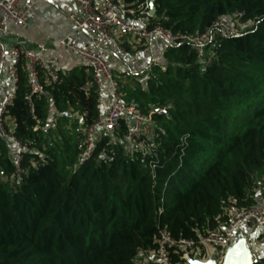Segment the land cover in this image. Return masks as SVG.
Here are the masks:
<instances>
[{"label": "trees", "instance_id": "1", "mask_svg": "<svg viewBox=\"0 0 264 264\" xmlns=\"http://www.w3.org/2000/svg\"><path fill=\"white\" fill-rule=\"evenodd\" d=\"M153 1L152 22L174 33H202L235 13L254 25L222 38L206 67L189 44L166 49V70L155 67L147 90L134 86L123 98L144 113L168 109L153 115L162 145L154 173L123 146L125 121L113 137H101L92 159L81 158L84 128L96 120L100 102L97 84L84 90L91 79L82 70L47 84L35 114L22 70L7 115L28 150L18 172L13 147L0 139V264H137L162 230L198 238L225 219L230 196L257 201L251 191L254 176L264 172V0ZM51 106L83 115L79 141L73 150L68 143L62 159L45 147ZM172 262L187 263L181 255Z\"/></svg>", "mask_w": 264, "mask_h": 264}, {"label": "built area", "instance_id": "2", "mask_svg": "<svg viewBox=\"0 0 264 264\" xmlns=\"http://www.w3.org/2000/svg\"><path fill=\"white\" fill-rule=\"evenodd\" d=\"M151 1L67 0L77 9L69 15L74 31L60 39L59 45L75 53L89 67L91 82L83 87L86 92L94 83L98 86L107 85L110 90L108 107L99 102L96 120L84 128L81 152L83 160L92 159L101 137H113L114 132L121 129L125 121L129 131L123 136L122 142L132 146L128 147L131 152H139L140 162L148 166L152 173L155 172L157 150L162 145L157 140L153 115H168V109L166 106L154 107L144 113L134 103L128 104L123 100V85L114 75L111 63V56H128L120 37L129 34L139 43L161 44L165 50L189 44L195 49L199 63L206 67L215 59L214 47L222 38L241 36L247 28L254 25L252 21L243 20L242 13H235L218 19L202 33H174L163 25L152 22L154 16L151 15ZM34 4L32 0H0V139L13 147L12 155L18 172L21 171L20 163L28 147L14 134L7 112L15 98L21 72H26L28 77L30 92L25 100L32 114L36 113V96L46 93L47 84L62 80L56 59L42 53L45 44L40 45L39 52L16 46L7 48L4 44L3 36L9 33L10 26L28 25ZM76 32L96 38L110 48L79 45ZM148 66L160 67L165 71L164 55L153 56ZM6 79L13 84L12 88H7ZM37 124H42L41 119H37ZM224 215L225 219L216 228L201 233L198 238L176 239L167 230H162L153 247L139 252L137 264H174V255H181L186 264L197 255L200 260L210 259L218 251H227L240 236L249 244L252 242V235H255L264 245V193L252 205L241 204L236 197L230 196Z\"/></svg>", "mask_w": 264, "mask_h": 264}, {"label": "crops", "instance_id": "3", "mask_svg": "<svg viewBox=\"0 0 264 264\" xmlns=\"http://www.w3.org/2000/svg\"><path fill=\"white\" fill-rule=\"evenodd\" d=\"M32 1L35 4L28 21V25L21 27L13 25L10 26L9 33L3 36L5 46L7 48L16 46L32 52H39L41 49L40 45L45 44V49L42 53L47 57L56 59L61 77L69 76L73 71L82 70L86 74V77L91 79V71L89 67L83 63L75 53L63 48L58 42L60 39L74 31V25L70 21L69 15L70 13L77 11L76 7L67 2V0ZM75 37L79 45L90 48L109 47L108 45L101 43L98 39L89 37L82 32H76ZM120 40L127 48L128 56L126 58L111 56V63L114 68V75L120 82L122 80V82L126 84L128 82V78H140V76H142L139 69L138 72L134 71V68H136L135 66L139 62L140 54L133 56L129 51L135 50L139 46L146 44L150 45L149 48L154 46L160 47L162 45H151L145 42L139 43L136 39L128 38L127 35L120 37ZM147 50L148 48L145 51ZM6 86L10 89L13 87V84L6 79ZM132 86L134 87L135 84ZM98 90L101 104L104 107H108L110 104L109 87L107 85H100L98 86ZM80 116L83 121V115ZM252 238V242L248 244L251 251H253L254 242L264 247V245L256 239L255 235H252ZM254 258L256 261L264 259V257H260L258 254H256Z\"/></svg>", "mask_w": 264, "mask_h": 264}, {"label": "rangeland", "instance_id": "4", "mask_svg": "<svg viewBox=\"0 0 264 264\" xmlns=\"http://www.w3.org/2000/svg\"><path fill=\"white\" fill-rule=\"evenodd\" d=\"M123 2V0H119ZM250 29L247 28V30ZM128 38L134 39L133 36L127 35ZM150 45H141L135 50L129 51L131 55L135 56L136 54H140L139 62L135 66L134 71L139 72L142 74V76L139 77H133L128 78V82L124 84L121 80L122 86V96L124 100L130 97V92H132V89L134 88L132 85L135 84L136 88L139 91V88H143L147 90V79L150 76L154 75L155 67H149V61L152 58V56L156 55H164L165 47H152L149 48ZM148 48L147 51H145ZM145 51V52H144ZM150 58V59H149ZM130 68V67H129ZM131 69V68H130ZM139 69V70H138ZM139 78V79H138ZM139 94V93H138ZM134 98H136V95H134ZM150 98V97H149ZM127 101V100H126ZM140 103L145 102L144 99H140ZM82 117L77 113H71L67 112V115L61 114L54 106H51L49 109V118L47 123L45 124L46 131V139L47 142L45 143V147L47 148H53L58 151L59 157L62 159L63 157L68 156L66 151L69 149V144L71 145L70 150H73L74 145L79 141V135L78 130L82 128ZM69 143V144H68ZM123 146L126 147L128 150V153L131 154V149L128 147H132L130 144H127L125 142H122ZM128 146V147H127ZM101 156H97L96 160H99ZM78 158V157H77ZM79 162V159L78 161ZM252 196L257 200L262 193H264V172H258L254 176V188L251 191ZM227 251L224 253H221V251H218L212 258L210 259H204L200 260L203 263L210 264H223V261L225 259V256L227 255ZM253 256L255 257L256 254H258L260 257H264V247L261 245H258L257 243H253ZM191 260H195L194 258H190L188 264H191Z\"/></svg>", "mask_w": 264, "mask_h": 264}, {"label": "water", "instance_id": "5", "mask_svg": "<svg viewBox=\"0 0 264 264\" xmlns=\"http://www.w3.org/2000/svg\"><path fill=\"white\" fill-rule=\"evenodd\" d=\"M156 13L154 1H151V15ZM227 255L223 264H254V258L250 246L247 244L245 238L240 236L235 243H233L227 250ZM191 264H208L200 261V256L197 255L195 260H191Z\"/></svg>", "mask_w": 264, "mask_h": 264}, {"label": "snow or ice", "instance_id": "6", "mask_svg": "<svg viewBox=\"0 0 264 264\" xmlns=\"http://www.w3.org/2000/svg\"><path fill=\"white\" fill-rule=\"evenodd\" d=\"M210 264H211V262H210Z\"/></svg>", "mask_w": 264, "mask_h": 264}]
</instances>
